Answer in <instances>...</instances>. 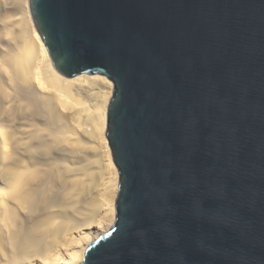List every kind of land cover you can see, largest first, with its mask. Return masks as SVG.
<instances>
[{"label":"water","instance_id":"95a60500","mask_svg":"<svg viewBox=\"0 0 264 264\" xmlns=\"http://www.w3.org/2000/svg\"><path fill=\"white\" fill-rule=\"evenodd\" d=\"M63 77L113 83L111 228L81 264H264V0H29Z\"/></svg>","mask_w":264,"mask_h":264},{"label":"bare ground","instance_id":"6f19581e","mask_svg":"<svg viewBox=\"0 0 264 264\" xmlns=\"http://www.w3.org/2000/svg\"><path fill=\"white\" fill-rule=\"evenodd\" d=\"M113 87L101 75L60 76L29 0H0V264H81L111 228L119 175L104 133ZM91 163L106 171L99 193Z\"/></svg>","mask_w":264,"mask_h":264},{"label":"rangeland","instance_id":"374dc122","mask_svg":"<svg viewBox=\"0 0 264 264\" xmlns=\"http://www.w3.org/2000/svg\"><path fill=\"white\" fill-rule=\"evenodd\" d=\"M8 2H9V0H8ZM9 5H10V6H9ZM9 5H8L9 7H12V6H11L12 4H9ZM9 7H8V8H9ZM10 10L12 11V9H10ZM11 11H8V12H10V13H9L10 16H14V17H15V16H19V15L16 14L15 11H14V12L12 11L13 14H11ZM14 14H15V15H14ZM33 25H34V23H33ZM34 27H35V26H34ZM35 29H36V28H35ZM110 82H111V81H110ZM111 83H112V82H111ZM112 84H113V83H112ZM104 137H105V136H104ZM105 139H106V138H105ZM87 141H88V142H87ZM91 141H92V140L89 141V140H86V139H85L86 144L89 143V142H91ZM106 141H107V140H106ZM99 142H101V141H99ZM99 142H97V140L93 139L92 144L94 145V147H93V149H91L92 147L90 148V152H91V150H92V152H94L95 149H96L95 147H97V146H98L97 148H98L100 151L102 150V148H101V146H100L101 144H100ZM95 144H96V145H95ZM97 144H98V145H97ZM107 146H108V143H107ZM94 148H95V149H94ZM108 148H109V146H108ZM93 150H94V151H93ZM109 150H110V148H109ZM91 154H93V153H91ZM100 157H101V156H100ZM98 159H99V158H98ZM102 159H103V155H102V157H101V160H102ZM94 163H95V161H94ZM94 163H91L92 167H90V168H91L90 171H91V172L94 171V172H92V175H93V176H94L95 174H96V175L98 174V176H95V177L92 176V177L94 178V180H93L94 182L92 181V184H91V185H92V186L94 185V186H93V188H94L93 193H95V192H98V193H99V190H101L100 188H101V186H103V183L105 182V180H106V178H107V177H106L107 175H106V171H103V170H105V166H104V164H103V160H102L101 165H100L101 167L103 166V167H102L103 170H102V168H101L100 166H98V168H96L95 166L93 167V164H94ZM112 163H113V162H112ZM97 164H98V163H97ZM94 165H95V164H94ZM113 165H114V163H113ZM99 167H100V169H99ZM114 167H115V165H114ZM115 169H116V167H115ZM116 171H117V169H116ZM95 172H96V173H95ZM97 172H98V173H97ZM117 173H118V171H117ZM102 174H103V175H102ZM103 176H105V177H103ZM93 178H92V179H93ZM98 178H99V179H98ZM102 180H103V181H102ZM95 181L97 182L96 185H95ZM100 183H102V184H100ZM99 185H100V188H99ZM0 186H1V184H0ZM102 188H103V187H102ZM113 223H114V222H113ZM112 225H113V224H112Z\"/></svg>","mask_w":264,"mask_h":264}]
</instances>
